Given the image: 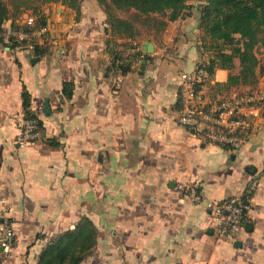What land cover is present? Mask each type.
Masks as SVG:
<instances>
[{"label":"crops","instance_id":"0c3cea01","mask_svg":"<svg viewBox=\"0 0 264 264\" xmlns=\"http://www.w3.org/2000/svg\"><path fill=\"white\" fill-rule=\"evenodd\" d=\"M200 2L188 0L190 14L169 21L157 39H138L136 49L144 54L148 39L154 52L146 53L144 68L141 57L126 74L108 70L109 22L97 0H83L79 17L63 3L47 6L48 31L38 39L41 54L29 44L11 47V20L4 21L0 199L15 241L9 253L0 244V264H38L49 238L74 227L83 215L97 226L98 237L80 264H264V115L235 150L177 120L179 73L204 58ZM238 69L237 61L233 72ZM258 70L255 87L264 88L261 57ZM229 72L217 68L213 83L226 81ZM64 80L74 83L71 97L62 93ZM24 84L44 128L38 139L20 145L16 120L24 115ZM47 138L61 145L52 146ZM192 179L206 198L244 196L252 189L240 245L217 236L205 202L186 192Z\"/></svg>","mask_w":264,"mask_h":264},{"label":"trees","instance_id":"16d2710c","mask_svg":"<svg viewBox=\"0 0 264 264\" xmlns=\"http://www.w3.org/2000/svg\"><path fill=\"white\" fill-rule=\"evenodd\" d=\"M57 0H12V6L5 0H0V32L2 24L11 20L9 43L11 47L27 46L32 43L36 54H41L42 43L38 39H19L18 31L29 30L47 24L46 16L35 12L37 17L34 26L21 22L18 15L26 8L39 6L35 2ZM79 14L83 0H61ZM106 12L109 25L106 27L108 37L107 48L112 55V66L108 70L117 69L126 74L133 69V63L138 58H149L150 55L136 49L141 36L138 22L151 23L160 33L167 27L169 21L190 14L192 5L188 0H97ZM199 11L198 27L201 31L200 47L204 58L196 67L204 66L209 72L207 80L208 95L212 99H220L228 95L232 86L247 84L251 91L259 81L260 57L258 51L264 49V0H202L197 7ZM35 11L38 9L35 7ZM131 12V13H130ZM122 38L123 41H119ZM122 46L120 49L119 47ZM135 51L132 52V49ZM118 61V65L115 62ZM239 63V69H233ZM217 68L229 69L228 79L213 83ZM74 83L64 80L62 93L66 97L73 94ZM24 116L37 117L40 129L43 121L33 110L31 93L24 84L22 89ZM181 107V101L179 98ZM52 146H60L56 138H47ZM251 195V194H250ZM244 197H247L244 195ZM98 228L92 219L81 216L74 227L67 228L52 237L42 248L38 256V264H80L97 243Z\"/></svg>","mask_w":264,"mask_h":264},{"label":"built area","instance_id":"2783aa9c","mask_svg":"<svg viewBox=\"0 0 264 264\" xmlns=\"http://www.w3.org/2000/svg\"><path fill=\"white\" fill-rule=\"evenodd\" d=\"M31 26L37 17L28 14L24 21ZM48 31V25H41L29 30L18 31L19 39H39ZM32 47V43H29ZM209 72L206 67L182 70L179 73V97L181 107L177 120L180 124L191 127L205 138L235 150L249 139L260 126L264 115V88L251 91H232L223 98L212 99L208 95L207 80ZM18 132L16 141L26 145L41 136L39 119L22 116L17 118ZM188 196L195 202L204 201L211 224L216 227L217 236L233 243L242 230L243 217L251 208L252 189L246 190V196L231 195L223 199L206 198L198 180L192 179L186 185ZM0 204L1 246L9 253L15 241L14 227L10 221L7 207Z\"/></svg>","mask_w":264,"mask_h":264},{"label":"rangeland","instance_id":"374dc122","mask_svg":"<svg viewBox=\"0 0 264 264\" xmlns=\"http://www.w3.org/2000/svg\"><path fill=\"white\" fill-rule=\"evenodd\" d=\"M5 1L9 4L10 7L12 6V0H5ZM89 1H91V0H89ZM37 3H39V6H34V7H29V8L24 9L18 15V19L17 20L24 21L25 17L28 14H30V12H32V11L35 12V13H37V15L42 14V13L44 14V9L47 6L50 5V6L54 7V9H55L56 5L59 4V3H62V1L61 0H57V1H54V2L53 1H46V2H38V1H36L35 2V5H37ZM64 5H66V4H64ZM35 7L38 9V12L35 11ZM74 11H75L74 9L70 8V12L71 13H73ZM138 24H139V29L141 31V36L138 39H142V38H145V37H150V38L157 39L159 37L160 32L156 28H152L151 27V23H145L144 24V23H142V22L139 21ZM134 41L136 42L137 40H134ZM258 55H259V57H261L262 63H264V50H259L258 51Z\"/></svg>","mask_w":264,"mask_h":264},{"label":"water","instance_id":"95a60500","mask_svg":"<svg viewBox=\"0 0 264 264\" xmlns=\"http://www.w3.org/2000/svg\"><path fill=\"white\" fill-rule=\"evenodd\" d=\"M142 50H143V52L144 53H152V52H154V44H153V42L152 41H150V40H148V39H145L144 41H143V43H142ZM39 57L37 56V57H35V58H33V61H35V60H37ZM145 63H146V58L144 57L143 59H142V64H141V68H144L145 67ZM50 107V104H49V102L47 101L46 102V105H45V107H44V110L46 111V112H49V108ZM242 242H241V240H239V239H237L236 241H234V244L235 245H240Z\"/></svg>","mask_w":264,"mask_h":264}]
</instances>
